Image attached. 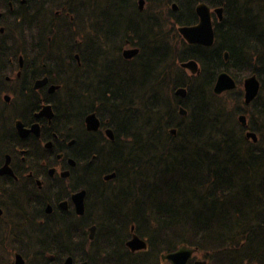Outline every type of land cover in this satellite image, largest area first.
Segmentation results:
<instances>
[{"label":"trees","instance_id":"trees-1","mask_svg":"<svg viewBox=\"0 0 264 264\" xmlns=\"http://www.w3.org/2000/svg\"><path fill=\"white\" fill-rule=\"evenodd\" d=\"M145 1L144 11L136 0H0V7L9 14L11 4L40 39L51 35L65 43L68 51L61 49L70 61L76 51L119 66L126 40L140 49L132 79L117 73L118 89L102 102L106 110H98L113 118L116 141L123 144L110 154L119 177L116 195L99 202L97 237L109 241L114 230L106 220L144 217L124 220L122 231L136 223L137 233L152 245L164 241L156 244L158 251L185 244L206 264H264V0ZM198 3L222 7L211 46L188 44L176 29L197 22ZM188 59L198 62V75L179 66ZM222 70L237 86L216 94L213 86ZM251 74L260 91L246 105L242 80ZM71 87L75 104L77 78ZM177 87L186 88L184 98L174 94ZM94 97L103 101L104 96ZM240 114L246 116L245 127ZM247 130L256 133V142L245 137ZM71 227L64 232L70 235ZM65 243L70 248L71 238Z\"/></svg>","mask_w":264,"mask_h":264},{"label":"flooded vegetation","instance_id":"flooded-vegetation-1","mask_svg":"<svg viewBox=\"0 0 264 264\" xmlns=\"http://www.w3.org/2000/svg\"><path fill=\"white\" fill-rule=\"evenodd\" d=\"M11 6L9 14L0 15V264H64L68 258L70 264H173L167 255L176 252V244L158 251L156 244L164 241L152 245L137 233L136 223L122 231L124 220L144 217L106 220L114 230L108 232L109 241L97 237L99 202L116 195L119 177L110 154L123 144L116 141L113 118L98 110H106L102 102L110 101L118 89L117 73L132 79L130 73L141 59L139 47L126 40L119 48V66L100 55L85 58L76 51L70 61L63 55V49H69L65 43L51 35L40 39ZM210 9L212 22L214 16L221 20ZM79 44L83 46L82 39ZM132 48L138 52L124 56V50ZM189 60L179 66L188 75H198L199 64V73L182 65ZM76 78L79 99L74 104L71 84ZM98 95L103 101H96ZM90 115L97 119L95 127ZM68 224L70 235L64 232ZM134 235L146 246L133 249L129 241ZM60 238L64 243L71 238L70 248ZM195 255L187 264L200 260Z\"/></svg>","mask_w":264,"mask_h":264},{"label":"water","instance_id":"water-1","mask_svg":"<svg viewBox=\"0 0 264 264\" xmlns=\"http://www.w3.org/2000/svg\"><path fill=\"white\" fill-rule=\"evenodd\" d=\"M144 4V0H138L139 8L141 9ZM173 9L177 8L176 3L172 4ZM196 13L198 15V22L193 25H182L178 27V31L180 32L183 39L189 44H201L205 46H211L214 43V28L211 17V9L206 3H198L196 5ZM221 18L222 7H216L213 9ZM138 52L137 48L126 49L124 50V56L130 57ZM225 60L228 59V53H224ZM183 66L189 68L193 73H199L198 63L194 59H190L189 61L183 62ZM237 86L234 78L225 70L218 73L213 91L216 94H221L225 91L235 89ZM242 88H243V99L244 103L247 105L252 100L256 98L260 91V81L255 74H251L246 76L242 80ZM176 95H180L182 97L186 94V89L183 87H179L175 91ZM180 114H186V109L184 107L179 108ZM89 119H93L94 127L96 126L97 119L94 115H90ZM238 120L242 126L247 125L246 116L244 114H240L238 116ZM92 127L91 125L89 126ZM88 127V128H89ZM93 128V127H92ZM171 133L176 132L175 128L170 129ZM245 137L247 139H252L253 142L257 141V135L252 130H247L245 132ZM82 210L81 207L79 209ZM92 230V229H91ZM129 244L133 249L135 248H143L146 246L145 242L141 240L138 236L134 235L133 238L129 241ZM197 249L195 247H188L183 244L176 249V252H172L167 256L172 260L173 264H187L189 257L195 253ZM204 260H195L193 264H205ZM71 259L68 258L64 264H70ZM83 264H86L85 262Z\"/></svg>","mask_w":264,"mask_h":264},{"label":"rangeland","instance_id":"rangeland-1","mask_svg":"<svg viewBox=\"0 0 264 264\" xmlns=\"http://www.w3.org/2000/svg\"><path fill=\"white\" fill-rule=\"evenodd\" d=\"M136 1H137V3H138V0H136ZM172 2H173V1H172ZM172 2H171V3H172ZM171 3H169V6H171ZM146 8H148V6H147V3H146V1H145L144 4H143V6H142V10H141V11H144ZM5 10H6V9L0 7V15H1V12L5 14ZM55 12H56V11H53V14H55ZM7 17H8V15H7ZM56 17H57V16H56ZM56 20H58V19H56ZM214 21H217V17H216V16H214ZM213 23H214V22H213ZM2 24L5 25V24H6V20L3 19ZM121 27L124 28V26H121ZM186 73L188 74V72H186ZM242 90H243V88H242ZM246 121H247V120H246ZM171 129H173V128H171ZM257 138H258V137H257ZM251 141H252V139H251ZM111 184L114 185V182H111ZM195 254H196V255H195V258H196V259L203 260V259H202V256H201V253H198V250L195 252Z\"/></svg>","mask_w":264,"mask_h":264},{"label":"bare ground","instance_id":"bare-ground-1","mask_svg":"<svg viewBox=\"0 0 264 264\" xmlns=\"http://www.w3.org/2000/svg\"><path fill=\"white\" fill-rule=\"evenodd\" d=\"M24 2H25V1H24ZM19 18H20V17H19ZM19 18H18V19H19ZM178 112H179V108H178Z\"/></svg>","mask_w":264,"mask_h":264}]
</instances>
